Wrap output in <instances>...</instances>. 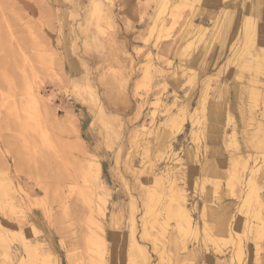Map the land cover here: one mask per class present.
<instances>
[{
	"label": "rangeland",
	"instance_id": "obj_1",
	"mask_svg": "<svg viewBox=\"0 0 264 264\" xmlns=\"http://www.w3.org/2000/svg\"><path fill=\"white\" fill-rule=\"evenodd\" d=\"M245 18L253 25L248 35ZM262 34L264 0H0V264L6 256L19 264L22 238L46 252L42 264H88L92 232L104 240L106 264H128L131 196L139 229L143 201L151 202L149 218L164 202L166 169L177 173L175 186L198 222L212 189L201 183L202 172L241 154L257 157L246 169L262 167L251 178L264 207V69L254 61L240 68L261 55ZM26 91L40 104L23 126L12 108ZM215 103L222 117L232 107L234 124L213 119ZM92 162L105 187L103 215L90 180L80 177ZM220 177L214 202L229 208L231 236L219 235L215 245L203 243L201 231L180 238L174 219L155 224V244H164L170 264H181L171 251L193 249L195 264H264V211L244 206L237 182L228 195L224 171ZM239 219L247 220L246 231L238 230Z\"/></svg>",
	"mask_w": 264,
	"mask_h": 264
},
{
	"label": "bare ground",
	"instance_id": "obj_2",
	"mask_svg": "<svg viewBox=\"0 0 264 264\" xmlns=\"http://www.w3.org/2000/svg\"><path fill=\"white\" fill-rule=\"evenodd\" d=\"M244 29L246 30L245 33H247L248 31H250V32L253 31V25L251 24V21L248 18H245ZM253 32H252V35H251L252 39H253V37H252L253 36ZM247 35H248V33H247ZM245 36H246V34H245ZM246 38H247V36H246ZM255 38L256 37H254V39ZM247 40H249V37H248ZM246 43H247V41H246ZM249 43H251V41H249ZM242 48H245V47H242ZM258 48H259V51H260L261 55L251 56L249 58V60L242 61L240 63V65H241L240 68L241 69H246V68L249 69L250 63L252 61L257 63L256 69H259V68H263L264 69V36H263V34H262L261 39L259 40ZM230 61H231V59H230ZM257 73H258V71H257ZM250 82L254 84L253 81H250ZM254 92H255V90H254ZM21 97L22 98L19 99V101H17V102L15 101V103H13L12 111H13L14 117H16V119H18L20 122H22L23 126H27L28 124L31 123V121L33 119V112L37 113V111H38V103H39V101L37 99V96H35L33 94H30L28 92L27 93H23ZM229 112L231 113V111H229ZM174 116L176 117L177 114H175ZM98 118H99V120H103V121L106 122L105 114L102 111H98ZM18 120H17V122H19ZM231 120H232V117L228 116V123ZM162 133H163V131H162ZM160 138H161V136H160ZM251 158L252 157H250L248 155L247 156H243L241 154V155L236 156V157H231L228 160V165L223 168V171L227 175L225 189H226V192H227L228 195L232 194L233 193L232 192V184L235 183V182L239 183L240 188H241V192H243L242 193L243 194L242 198L245 197V198L242 199L244 206H246L248 204V202H250V203L252 202V205H254L255 207L257 206V209L256 210L254 209L253 211L254 212L255 211L256 212L257 211L260 212V210L262 211L263 203L260 200V198L258 199V195L256 194L257 193V188L254 185V182H252V178H251L252 175L253 174L255 175V173H258L260 169H259V166L257 167L255 165L250 167V168H249V165H248V169H246L248 161ZM252 160H253V162L255 164V162H256L255 157ZM178 161H181V159L178 160ZM175 163H178V162L175 161ZM239 170L249 171L248 174H250V176L248 177L246 182H245V180H243V176L245 175V173H243L242 175L240 174L239 176L237 175ZM98 174H99L98 165L96 163L92 162L90 164H87V166H85V168L82 169V174L80 175V177L82 176L81 177L82 180L84 182H86V183L90 180V184L91 185H89V186L94 188L92 191L97 192V197H96L97 202L93 201V203L95 204L96 210H98L99 213H100V211L102 210L101 209V204L104 205V202H105V200L103 199V196H101L103 194L104 190H105V187L103 186L102 183L99 182ZM163 176L165 177L166 184H167V186H166L167 187L166 188L167 189V194H165L164 202L161 204L160 208L155 213L153 212L154 213L153 218H152V216H151V218H149L147 216V214L150 215V212H151L150 210H152L151 209L152 208L151 207V202H150L149 199H148V201L144 202L143 200L146 199V198L143 197L144 198L142 200L143 201V203H142V206H143L142 212H143V214L140 217L141 224L139 226L140 227L139 229L137 228V225H136L137 223L135 221V214H136V211H137L136 200H135V198L133 196H131V199H130V202H129V206H130L129 207L130 208L129 227H128L129 228V231H128L129 232V234H128L129 235V239H128V250H127L128 264H151V255L149 253L150 249L149 250L147 249L145 241H148L151 244L152 251H154L156 253V255H157L156 264H170V257H172V256H170V253L169 254L167 253V250L165 249V246H163L164 244L162 245L161 243H159V244L162 245V247L157 248V246L155 244L156 238L151 233V228L153 229V226L155 224H158V225L162 224V223L165 224L164 222H166L167 219H174V227H175V229L177 231V235L180 238H182V239H186V237H189V236H193V237L196 238L198 235H200V231H201L203 236H204V238H202L203 243H205V241L214 242V244H215V242H218V240H216L217 238L212 234V228L214 226L209 224L208 222H206L205 217H204L205 215L202 214V219H201V221L203 223L202 229L199 230L197 225L194 223L197 220L193 221V219H192L191 208H189L187 206V199H186L187 195H184L185 192L182 191V188L179 189V188L176 187L177 186L176 185V178L178 177L177 173L176 172H171L170 169L169 170L166 169ZM182 176H183V174H182ZM152 183H154V182H152ZM205 183H208L210 185L214 184L215 190H217V188L220 187V186L218 187L219 182L214 181V180L212 181V180L205 179L203 184L205 185ZM5 184L10 186L9 182L8 183L5 182ZM154 185H156V184H154ZM140 187H141L142 190L144 188H146V186L143 185V184H141ZM214 187H212V188H214ZM151 188H152V185H151ZM9 189H10V187H8V190ZM140 192H142V191H140ZM91 193H93V192H91ZM154 193H156L155 189L150 190V195L151 196L154 195ZM160 193L162 194V192H160ZM8 194H10V193H8ZM80 195H82V194H80ZM214 195L218 196L217 191L214 192ZM105 196L106 195H104V197ZM81 197H82L81 198L82 201H86V203L90 202L88 197H85V196H81ZM163 197H164V195H163ZM8 198H10V197H8ZM12 200L14 201V199H12ZM158 202H159V200H158ZM215 207L217 208V206H215ZM248 209H250V208H248ZM154 210H155V208H154ZM203 210L205 211L204 208H203ZM201 211H202V209H201ZM204 211H203V213H204ZM101 213H102V211H101ZM102 215H103V213H102ZM259 219H260V217H259ZM183 222L188 224V229L189 230L183 228ZM259 225L264 227V219L259 222ZM159 226L162 227L161 225H159ZM166 226L168 227V225H166ZM257 227H259V226H257ZM33 228H31V229H33ZM254 228H256V227H254ZM34 230H35V228H34ZM138 230H139V233H138L139 234V238H136V232ZM162 230H163V228H162ZM92 234L95 235L94 239L92 238L91 235H89L86 238V247H87V252L89 253V254H87V257H88L87 259H88L89 262L88 261L87 262H88V264H90V262H91V264H95V257H99L100 256V264H106L105 263L106 261H103L104 260V256H105V252H106L105 246H104V242H103L104 240H102V238L100 239L99 236L96 233L92 232ZM159 236L161 237L162 235L159 234ZM140 241H141V243H140ZM21 243H22V247H23L24 257H21V256L19 257V258H21L19 260V264H26V262H28V264H30V263L34 264L36 262H40L42 264L44 262L45 258H46V260H48L47 256H46V252L41 248V246L39 245L38 242L31 243V242L27 241L26 239L22 238L21 239ZM217 245H218V243H217ZM237 248H238L237 252H234L235 256L238 255L236 253H238V252L241 253V248L239 246ZM183 249H185V247ZM13 259H10V258H8L6 256L5 257L6 264H11L13 262L12 261ZM80 261H81V259H80ZM186 262L187 261H183V262H181V264H183V263L184 264H193V262H190V261H188V263H186Z\"/></svg>",
	"mask_w": 264,
	"mask_h": 264
},
{
	"label": "crops",
	"instance_id": "obj_3",
	"mask_svg": "<svg viewBox=\"0 0 264 264\" xmlns=\"http://www.w3.org/2000/svg\"><path fill=\"white\" fill-rule=\"evenodd\" d=\"M263 100H264V96H263ZM212 107L215 110V112H213V114H212L213 115V119L215 120L216 118H220L221 111L219 113V110H220L219 106L215 103L214 106H212ZM230 108H232V107H230V105H228V107L224 110L223 117H224L225 124H228V116H231L232 117L231 113L229 112V111H232ZM223 117L221 116V120L223 119ZM231 122H232V124H234L233 118H232V121ZM212 124L213 125L210 126L211 129L212 130H218V128L216 129L215 124L214 123H212ZM262 130H263L262 128L261 129L260 128L258 129L259 132H261ZM228 136H230L229 138H231V139L235 137V132H233V129H232V133L229 134ZM211 140L213 141V139H211ZM263 144H264V142L261 145L264 146ZM243 156H245V155L243 154ZM253 159H254V157H253ZM255 159L257 160V157H255ZM250 160H252V158ZM207 163L208 162H205L204 165L206 166ZM205 166H204V168H205ZM261 169H262V167L260 168V170ZM202 173H203L202 174V178H201L202 183L204 182L205 179L212 180V181L214 180V181L220 182V178H221L220 176H222L223 167L222 168L221 167L218 168L217 166H213V167L208 166V168L205 169V171H203ZM204 173H206V175L207 174L208 175L205 176ZM213 174H215L214 177H211ZM216 174L219 177H217ZM225 175H226V173H225ZM226 177H227V175H226ZM226 180H227V178H226ZM211 186L214 187V184L211 185ZM219 186H220V184L218 185V187ZM200 189L202 190L203 188H200ZM218 189L219 188H217V190H215V187H214L211 190H207L208 192L205 193V203H204L205 205L202 206V211H200L199 214H198V216L199 215L201 216V217L200 216L198 217L200 221L197 222L196 221L197 219L195 220L193 217H192V219H193V221H196L194 223L197 225L198 229L200 230V229H202V225H203V223L201 221L202 214H203V215H205L204 217H205L206 222H208L209 224H211V225L214 226V227L212 226L213 227L212 228V234L216 238H219L218 237L219 235L220 236H223V235L224 236H227L228 233L230 234L228 237H230L231 236V233L229 232V223H228L229 222V215H228L229 213L227 212L229 210V208L228 207L227 208H223V206H220V205L218 206V205L214 204L215 203L214 201H218L219 199H221L219 196L214 195V192L215 191H217V194H218ZM214 205L217 206V208ZM207 207H210V208H207ZM190 208H191V211H192L194 207L191 206ZM203 208L205 209V211L203 210ZM203 211H204V213H203ZM263 211H264V207L262 208V212ZM262 216H263V219H264V213H263ZM246 223H247V220H245V219H243V220L239 219L238 220V227H237L238 230L239 229H243V230L246 231V227H247V224ZM235 233L237 234V231ZM170 244L171 245H174L173 242L172 243L170 242ZM171 252L174 255L175 259L179 260L180 262H182V261H190V262H193V264L196 263L195 260L197 258V255L199 254V251L197 249L188 250L186 253H183V254L177 253L176 250L175 251H171ZM202 260H205L204 257H202ZM206 262L209 263V264H219V263H221L220 261L218 262V259L217 258H212L210 260L208 259V260H206Z\"/></svg>",
	"mask_w": 264,
	"mask_h": 264
}]
</instances>
